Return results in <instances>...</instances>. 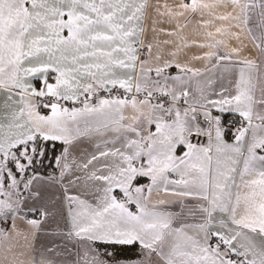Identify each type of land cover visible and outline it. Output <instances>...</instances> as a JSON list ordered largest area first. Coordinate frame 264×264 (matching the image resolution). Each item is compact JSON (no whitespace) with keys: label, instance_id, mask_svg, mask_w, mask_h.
Returning <instances> with one entry per match:
<instances>
[{"label":"snow or ice","instance_id":"1","mask_svg":"<svg viewBox=\"0 0 264 264\" xmlns=\"http://www.w3.org/2000/svg\"><path fill=\"white\" fill-rule=\"evenodd\" d=\"M0 264H264V0H0Z\"/></svg>","mask_w":264,"mask_h":264}]
</instances>
